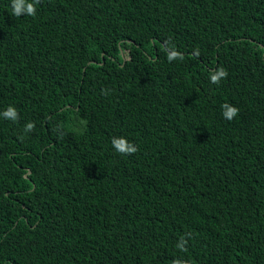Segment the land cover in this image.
Segmentation results:
<instances>
[{"label": "trees", "instance_id": "1", "mask_svg": "<svg viewBox=\"0 0 264 264\" xmlns=\"http://www.w3.org/2000/svg\"><path fill=\"white\" fill-rule=\"evenodd\" d=\"M35 8L0 0V264H264V0Z\"/></svg>", "mask_w": 264, "mask_h": 264}, {"label": "clouds", "instance_id": "2", "mask_svg": "<svg viewBox=\"0 0 264 264\" xmlns=\"http://www.w3.org/2000/svg\"><path fill=\"white\" fill-rule=\"evenodd\" d=\"M39 3V0H33V2L29 3L27 0H12V8H13V13L16 16L21 15L23 12H26L30 16H34L36 14V8L35 4ZM169 55H168V60L171 62L172 60H175L177 58L183 59L181 54L175 50L174 46H169ZM228 75L227 71L225 69H219L217 70L211 77V82L214 84H218L219 81L223 78H226ZM224 109L223 115L224 117L231 121L234 119L238 113L239 109L229 105V104H224L221 106ZM3 116L7 119H12L16 120L18 118V113L17 110L13 107H9L4 113ZM33 123H28L26 125V131H31L34 128ZM113 147L116 149L121 154L124 155H131L134 154L136 151H138V148L133 144L130 143L128 140H126L123 137L120 138H114L112 141ZM182 248V245H180Z\"/></svg>", "mask_w": 264, "mask_h": 264}, {"label": "water", "instance_id": "3", "mask_svg": "<svg viewBox=\"0 0 264 264\" xmlns=\"http://www.w3.org/2000/svg\"><path fill=\"white\" fill-rule=\"evenodd\" d=\"M28 173H30V171H28Z\"/></svg>", "mask_w": 264, "mask_h": 264}]
</instances>
